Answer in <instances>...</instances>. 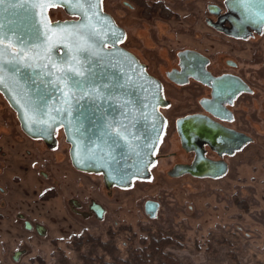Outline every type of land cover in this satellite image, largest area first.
<instances>
[{
	"label": "rangeland",
	"instance_id": "obj_1",
	"mask_svg": "<svg viewBox=\"0 0 264 264\" xmlns=\"http://www.w3.org/2000/svg\"><path fill=\"white\" fill-rule=\"evenodd\" d=\"M104 1L102 9L110 10L127 32L126 46L136 56L148 59L152 53L142 52L149 46L156 48L157 53L166 47L197 46L189 37L190 16L192 36L208 31L209 37L214 38V30L198 19L206 15L207 4L221 6L224 0H162L178 8L181 20L165 25L164 34L157 38V22L147 25L138 20L136 3L130 8L120 0ZM49 15L53 20L60 11L54 9ZM257 41L252 46V57L263 54L264 58V39ZM208 42L209 48H220L216 42ZM204 47L203 43L199 45ZM253 63L252 83L261 93L252 96V104L257 103L256 111L260 115L264 103V68L261 62ZM3 100L0 98V127H8L13 132L0 139L3 148V153L0 151L3 189L0 192V264H58L62 258L71 264H81L93 246L84 242L78 248L74 238L87 235L102 241L112 239L115 256L125 259L131 246L140 247L158 230L180 239V246L172 245L165 250L184 264H233L232 255L241 264L264 262V119L255 117L252 130L246 129L253 141L228 160V171L220 178L193 179L186 175L172 178L167 172L171 167L169 160L162 159L149 168L148 179L134 178L126 187L113 185L107 191L99 173H95L99 176H89L74 169L63 131L57 133L58 146L53 153L49 152L51 156L41 161L42 157L28 151V155L23 153L19 157L30 143L22 139L16 121L2 119L3 112H11ZM60 155H63L62 161ZM14 162L18 165H13L9 172L15 170L17 174H7L4 165ZM33 162L37 163L34 169L41 162L47 165L46 181L29 166ZM3 185H8L9 190ZM45 188H54L57 193L52 192L50 198L48 194L42 202L39 195ZM78 205L82 206L81 214L77 212ZM18 214L23 217L17 218ZM24 222H29L33 231H27ZM94 256L110 261L99 248H94L91 257Z\"/></svg>",
	"mask_w": 264,
	"mask_h": 264
},
{
	"label": "flooded vegetation",
	"instance_id": "obj_2",
	"mask_svg": "<svg viewBox=\"0 0 264 264\" xmlns=\"http://www.w3.org/2000/svg\"><path fill=\"white\" fill-rule=\"evenodd\" d=\"M120 2L130 8L133 6L132 3H136L139 12L137 19L143 20L147 25L148 22H157L155 24L159 31L155 38L164 34L165 25L171 21L181 20V16L177 12L178 8L162 0H120ZM170 2L175 3V1ZM102 3L106 2L101 0V9ZM54 9L60 11V15H56V18L52 20L49 13ZM102 12L110 16L115 25L124 32L123 39L118 43V46L136 57L138 62L144 66L147 74L156 80L161 89L162 100L158 111L163 118L164 126L153 153L154 160L149 168L157 165L162 159H168L171 167L167 172L172 178L186 175L193 179H217L224 176L228 171V160L238 154L251 140L253 141L251 134L246 129L252 130L255 117L259 116L258 119H264V103L260 115L256 111L257 103L253 101L252 104V96L261 93V91L254 87L251 75L253 62L255 64L261 62V67L264 68L263 54H254L252 57V46L259 43L258 39H264V25L253 24L252 15H247L245 10L238 5L237 0H224L221 6L207 4L205 7L207 16H203V19L199 17L198 21L202 25L205 23V27L214 30V38L209 37L208 31L195 33L192 36L193 24L190 16L187 20L190 22L188 28L191 34L189 37L194 41L192 43L197 46L166 47L158 53L156 48L150 49L151 46H149L150 48H146L142 53L151 52L152 56L145 59L136 56L126 46L127 32L123 26L118 24L113 13L103 9ZM47 16L50 22L78 19L76 16L69 15L61 6L49 7ZM143 29L146 30L145 27ZM181 30L182 27L179 31L181 32ZM147 31L149 32V29ZM148 38L151 40V37ZM208 41L216 42L220 48H209ZM142 42L144 43V40ZM201 43L205 45L204 48H199ZM0 98L4 99L3 101L11 111L10 113L3 112L2 119L16 121L22 139L26 143L29 141L33 148L32 150L27 144L20 152L19 157L23 153L28 155V151H33L35 155L42 157V161L50 155V151L53 153V150L58 146L57 133L62 129L56 128L51 139L48 140L33 138L22 130L16 111L1 93ZM12 132V129L9 130L8 127L1 126L0 139ZM13 150L16 152L15 149ZM0 151L3 153V148L0 147ZM60 151L62 152V149ZM11 155L13 158V153ZM60 157V161H62L63 155ZM35 164L37 163L33 162L29 166L34 169L33 165ZM43 164L41 162L40 165H36L39 172L37 168L34 170L39 178L46 181L47 165ZM13 165L18 164L14 162L11 165H4V171L7 174H17L15 170L9 172L10 169H13ZM20 166L25 165L20 164ZM74 169L89 176H99L100 174L101 180H104L101 173H88L75 167ZM3 186L9 190L8 185ZM112 186L107 187L105 184L104 188L108 191ZM0 192H3L1 187ZM52 192L57 193L54 188H45L39 195L40 200L46 201L47 195L50 194V198ZM81 207L78 205V214H81L79 209ZM95 214L97 216L96 210ZM22 217L23 214L17 215V218ZM24 227L29 232L33 231V226L29 222H24Z\"/></svg>",
	"mask_w": 264,
	"mask_h": 264
},
{
	"label": "water",
	"instance_id": "obj_3",
	"mask_svg": "<svg viewBox=\"0 0 264 264\" xmlns=\"http://www.w3.org/2000/svg\"><path fill=\"white\" fill-rule=\"evenodd\" d=\"M7 2L8 0H6V4ZM252 2L255 5L252 9L253 13L264 7L262 0H252ZM50 4L63 7L69 15L76 16L78 19L50 22L47 16L48 7L44 16L52 26V31L44 36V29L40 28L41 41L36 42L37 47L29 53L33 57L31 61L33 67L21 66L19 73L15 74L6 70L3 73L5 80L0 83V93L16 111L21 128L27 135L48 140L51 139L56 128H61L66 142L70 145V161L76 169L88 173H101L107 186L126 187L134 178H147L148 168L154 160L153 153L164 126L163 118L158 111L162 100L161 89L156 80L147 74L144 66L138 62L136 57L118 46L123 37L116 41L114 46L110 38L104 41L107 44L106 47L97 43L98 55L90 57L94 61L91 64V71L96 73L97 84H115L118 81L120 85L124 86L123 88H111L110 92H105L101 97H98L95 104L87 103L86 100H79L76 97L73 100L72 111L80 113L79 125H77L74 116L55 111L51 112L55 116V122L50 128H47L46 124L32 125L28 123L23 107L27 98L36 99L38 86L40 91H44L41 81L46 84L49 79L55 80V75L51 77L47 75L49 72L55 73L54 66L67 67L69 63L73 62V56L76 55V43L61 38L57 33L62 29L70 30L73 25L80 23L82 12L72 8L71 4L65 0H50ZM5 6L0 5V21L7 23L9 19L19 20V15H11L13 11L11 9L9 13H3L2 10ZM97 11L100 17L109 18L115 25L110 16L102 12L101 0H99ZM246 13L250 15V13ZM34 20L38 22L39 15H36ZM93 23H96L97 28L104 27V30L108 31L104 21L101 20L97 23L96 18H93ZM252 23L257 26L264 25V22L253 15ZM115 27L124 36L123 30L116 25ZM121 54L134 60L135 63L129 64ZM78 59L83 62V56H79ZM43 65H48V67L45 68ZM47 91V107L44 108V111L67 107L60 91L51 88L50 85ZM125 102H127L126 105ZM41 119L46 121L47 117L42 116ZM112 121L127 125L130 135L126 137V140L119 142V147L110 149L111 142L104 143L107 139L104 133L107 131L106 123ZM146 143H150L152 147H144ZM110 151L111 156L115 157L114 161L108 155ZM136 152H139L140 155L137 156Z\"/></svg>",
	"mask_w": 264,
	"mask_h": 264
},
{
	"label": "snow or ice",
	"instance_id": "obj_4",
	"mask_svg": "<svg viewBox=\"0 0 264 264\" xmlns=\"http://www.w3.org/2000/svg\"><path fill=\"white\" fill-rule=\"evenodd\" d=\"M65 2L70 3L72 8L79 9L82 12L80 23L73 25L70 30L62 29L57 33L61 38L76 43V55L73 56V62L69 63L67 67L54 66L56 68L55 73L49 72L47 75L49 77L55 75V80L49 79L46 84L41 81V84L44 85V91H40L38 86L36 99L27 98L23 107L26 119L32 125L46 124L47 128H50L52 123L55 122V116L51 114L52 111L65 112L69 116H74L77 125H79L80 113L72 111L74 107L73 100L76 97L79 100H86L87 103L95 104L97 98L105 92H110L111 88L124 87L118 81L115 84H97L96 73L91 71V64L94 61L90 59V57L98 55L97 43L106 47L107 44L104 41L110 38L114 46L116 41L121 40L123 33L115 27L109 18L99 16L97 11L99 0H65ZM237 3L245 12L264 22V7L253 13L252 9L255 5L252 0H237ZM262 3H264V0H262ZM0 5H6L2 10L3 13H9L11 9L13 10L11 12L12 16L19 15V20L9 19L7 23L0 21V83H3L5 80L3 73L6 70L15 74L19 73L21 66L33 67L31 63L33 57L29 53L37 47L36 42L41 41L40 28L44 29L43 35L47 36L52 31V26L44 16L45 10L51 6L50 0H8L7 4L6 0H0ZM36 15H39L38 22L34 20ZM93 18H96L97 23L101 20L104 21L108 31L106 32L104 27L97 28L96 23H93ZM121 55L129 64L135 63L126 55ZM79 56H83V62L78 59ZM43 67L47 68L48 65H43ZM49 85L62 93L64 104L67 105L66 108L44 111V108L47 107V89ZM126 104L127 102H125ZM42 116H46L47 120L41 119ZM105 127L107 131H105L104 136L107 139L104 143L108 144L110 141V149L119 147V142L126 140V137L130 135L127 125L116 121L106 123ZM144 147L150 148L152 145L146 143ZM135 154L140 155L139 152ZM108 155L113 161L115 160V157L111 156V151Z\"/></svg>",
	"mask_w": 264,
	"mask_h": 264
},
{
	"label": "trees",
	"instance_id": "obj_5",
	"mask_svg": "<svg viewBox=\"0 0 264 264\" xmlns=\"http://www.w3.org/2000/svg\"><path fill=\"white\" fill-rule=\"evenodd\" d=\"M151 17H153V14H151ZM74 240H76L78 248L83 245L84 242H90L93 246L88 257L83 258L81 264H184L170 252L165 250L172 245L180 246V239L170 232L162 230H158L155 235L148 236L146 241L142 242L140 247L135 248L131 246L128 249L127 257L125 259L115 256L116 247L114 246L112 239L102 241L99 238L96 239L87 235L85 237H75ZM94 248L101 249L105 255L110 257V261L104 260L103 256L91 257V255L93 256ZM231 258L234 261L233 264H241L234 255H232ZM58 264L71 263L62 258ZM259 264H264V262Z\"/></svg>",
	"mask_w": 264,
	"mask_h": 264
}]
</instances>
